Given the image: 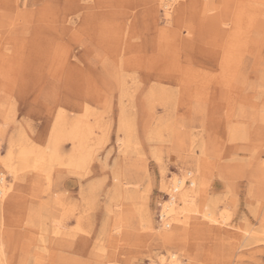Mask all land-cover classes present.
<instances>
[{
  "label": "rangeland",
  "instance_id": "obj_1",
  "mask_svg": "<svg viewBox=\"0 0 264 264\" xmlns=\"http://www.w3.org/2000/svg\"><path fill=\"white\" fill-rule=\"evenodd\" d=\"M2 174L0 264H264V0H0Z\"/></svg>",
  "mask_w": 264,
  "mask_h": 264
},
{
  "label": "bare ground",
  "instance_id": "obj_2",
  "mask_svg": "<svg viewBox=\"0 0 264 264\" xmlns=\"http://www.w3.org/2000/svg\"><path fill=\"white\" fill-rule=\"evenodd\" d=\"M167 7L171 8L169 3L167 4ZM22 154L24 155L25 152L22 153ZM21 157H23V156H21ZM37 157H39V156H37ZM36 165H38V164H36ZM7 166L9 167V172H11V173H13V172L15 173L16 172V167L15 166H12V164H7ZM187 176H190L189 177V178H191V181L190 182H188V179L189 178ZM0 182H1V185H0V198H2L7 193V185H6V182H5V176H4V174H2V176H0ZM166 183H167V181H166ZM196 183H197V178H192V171L189 170L188 173L186 174V176H182V177H179L177 179L174 178L170 182V186L168 184L166 185L167 186V190L171 186L173 188L172 189L170 188L171 190L168 191V194L170 196L169 197V200H167L163 204L162 220H163V223H164V225H163L164 227H170V225H171V222L169 221V218L170 217H174L173 219L177 223L182 218L181 216H179L180 214H188L189 211L193 210L196 207L197 200H199V198H198V192H197L198 189H197V186H195ZM181 204H183V206H180L181 210H179L178 206L181 205ZM203 207L206 210H202V211L204 213L206 212L205 214H207L208 216L213 213V212L211 213V211L209 210L210 208L208 207L207 204H203ZM211 219L213 220L214 218H211ZM260 220H261L262 226L260 227L259 232L264 235V225H263V221H264V204L261 207ZM1 256L2 255H1V251H0V257ZM164 260H165V262H162ZM166 261H167L166 258H164V259L162 258L160 263L154 262L153 264H186V263H183L181 260H179V259H177L175 257L172 258V259H168V261H169L168 263H166Z\"/></svg>",
  "mask_w": 264,
  "mask_h": 264
},
{
  "label": "built area",
  "instance_id": "obj_3",
  "mask_svg": "<svg viewBox=\"0 0 264 264\" xmlns=\"http://www.w3.org/2000/svg\"><path fill=\"white\" fill-rule=\"evenodd\" d=\"M161 218H162V215H161Z\"/></svg>",
  "mask_w": 264,
  "mask_h": 264
}]
</instances>
